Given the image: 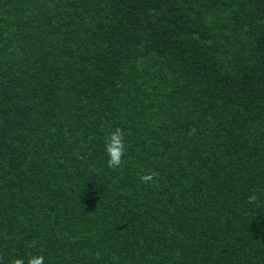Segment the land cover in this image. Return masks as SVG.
<instances>
[{"label":"trees","instance_id":"obj_1","mask_svg":"<svg viewBox=\"0 0 264 264\" xmlns=\"http://www.w3.org/2000/svg\"><path fill=\"white\" fill-rule=\"evenodd\" d=\"M38 254L264 264V0H0V264Z\"/></svg>","mask_w":264,"mask_h":264},{"label":"clouds","instance_id":"obj_2","mask_svg":"<svg viewBox=\"0 0 264 264\" xmlns=\"http://www.w3.org/2000/svg\"><path fill=\"white\" fill-rule=\"evenodd\" d=\"M105 151L108 156L106 161L107 167L110 169H118L124 163V156L127 152L125 144V132L117 127L114 131H110L105 138ZM159 173L155 171H149L140 174L139 179L144 184H155ZM258 200L257 195L253 192L248 197V203L255 204ZM11 264H25V260L22 257H16L12 260ZM27 264H44L43 255L30 256L27 260Z\"/></svg>","mask_w":264,"mask_h":264}]
</instances>
